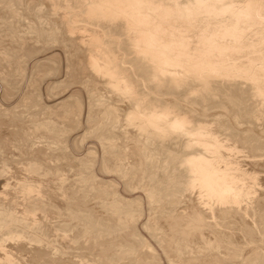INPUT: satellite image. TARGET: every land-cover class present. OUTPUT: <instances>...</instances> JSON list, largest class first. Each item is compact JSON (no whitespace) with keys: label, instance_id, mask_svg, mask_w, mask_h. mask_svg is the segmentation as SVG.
Listing matches in <instances>:
<instances>
[{"label":"bare ground","instance_id":"bare-ground-1","mask_svg":"<svg viewBox=\"0 0 264 264\" xmlns=\"http://www.w3.org/2000/svg\"><path fill=\"white\" fill-rule=\"evenodd\" d=\"M0 264H264V0H0Z\"/></svg>","mask_w":264,"mask_h":264}]
</instances>
